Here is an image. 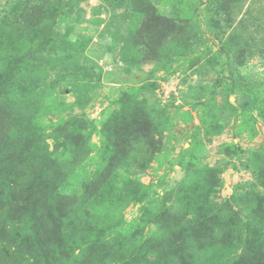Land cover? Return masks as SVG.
<instances>
[{"label":"rangeland","instance_id":"1","mask_svg":"<svg viewBox=\"0 0 264 264\" xmlns=\"http://www.w3.org/2000/svg\"><path fill=\"white\" fill-rule=\"evenodd\" d=\"M0 260L264 264V0H0Z\"/></svg>","mask_w":264,"mask_h":264},{"label":"trees","instance_id":"2","mask_svg":"<svg viewBox=\"0 0 264 264\" xmlns=\"http://www.w3.org/2000/svg\"><path fill=\"white\" fill-rule=\"evenodd\" d=\"M69 137V136H68ZM65 139H67V138H65ZM69 139V138H68ZM72 156H70V158H71ZM49 158V157H48ZM49 160H50V163L51 164H56V162H57V160H55V161H52L50 158H49ZM15 186V185H14ZM45 255V257L47 258V259H49L51 256H50V254L49 253H44ZM0 264H1V260H0ZM48 264H50V263H48Z\"/></svg>","mask_w":264,"mask_h":264}]
</instances>
